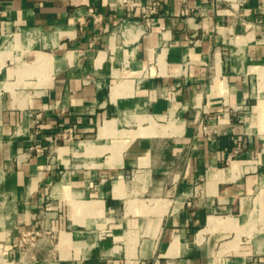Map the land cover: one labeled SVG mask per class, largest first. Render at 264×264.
<instances>
[{"label":"crops","instance_id":"0c3cea01","mask_svg":"<svg viewBox=\"0 0 264 264\" xmlns=\"http://www.w3.org/2000/svg\"><path fill=\"white\" fill-rule=\"evenodd\" d=\"M157 1L0 0V264H264V0Z\"/></svg>","mask_w":264,"mask_h":264},{"label":"built area","instance_id":"2783aa9c","mask_svg":"<svg viewBox=\"0 0 264 264\" xmlns=\"http://www.w3.org/2000/svg\"><path fill=\"white\" fill-rule=\"evenodd\" d=\"M127 3V2H126ZM159 7V2L157 0H152V2L147 6V12L154 14L157 12ZM73 138V128H66L64 131L57 134L56 139L59 140H69ZM24 243H27V239L24 238Z\"/></svg>","mask_w":264,"mask_h":264}]
</instances>
